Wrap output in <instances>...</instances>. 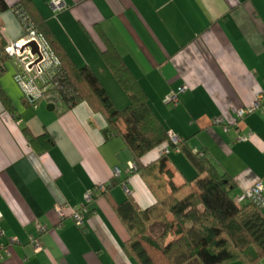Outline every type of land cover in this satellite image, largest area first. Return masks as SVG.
<instances>
[{
	"label": "crops",
	"instance_id": "1",
	"mask_svg": "<svg viewBox=\"0 0 264 264\" xmlns=\"http://www.w3.org/2000/svg\"><path fill=\"white\" fill-rule=\"evenodd\" d=\"M3 1L8 9L0 12V29L9 43L23 35L12 10L19 0ZM50 1L31 0L72 62L92 70L118 110L129 101L101 59L104 37L168 132L233 179V199L264 178L263 113L233 124L236 112L259 96L264 104V0H63L67 8L58 14ZM182 86L187 90L179 103L165 104ZM0 87L12 108L8 112L0 101V264H136L123 252L129 235L112 203L131 197L145 210L155 199L130 168L135 163L122 140L105 135L104 121L85 103L53 111L43 102L29 107L11 65ZM217 119L221 124H214ZM23 128L33 137L47 134L53 145L34 149ZM119 128L124 131V124ZM236 129L250 133L249 140L237 142ZM160 152L152 150L141 164ZM167 158L168 191L196 177L182 153ZM113 178L120 184L94 196L83 229L70 219L59 223L55 205L78 208L87 191ZM37 225L46 230L40 234Z\"/></svg>",
	"mask_w": 264,
	"mask_h": 264
},
{
	"label": "trees",
	"instance_id": "2",
	"mask_svg": "<svg viewBox=\"0 0 264 264\" xmlns=\"http://www.w3.org/2000/svg\"><path fill=\"white\" fill-rule=\"evenodd\" d=\"M7 9L4 1L0 0V12ZM12 10L14 14L21 10L28 17L59 59L61 67L55 80L62 105L72 108L85 103L93 114L102 118L107 134L122 140L134 160L135 171L155 199V203L145 210H141L131 197L121 203H112L129 235V240L122 247L127 257L136 264H228L236 261L258 264L264 260V216L261 209L252 203L237 207L230 196L235 188L233 179L226 173H220L204 153H192L182 139L179 152L193 166L196 177L179 188L171 187L170 191L164 172L171 152L168 155L160 152L157 160L141 164L140 160L152 150L161 148L162 151L171 147L168 130L105 37V50L100 55L128 98L129 103L122 110L115 107L89 67H78L72 62L31 0H19ZM16 18L20 23L18 15ZM6 45L0 29V78L9 65V58L4 54ZM0 101L8 112L12 111L1 87ZM37 104L27 102L31 108ZM120 123L124 124V131L120 130ZM22 133L36 150H45L53 145L47 134L33 137L27 128H23ZM118 184V180L111 179L101 194L108 195L110 189ZM88 211L90 213L89 206ZM169 215L170 220L167 219ZM156 228L158 234H152ZM169 236L172 240L165 243Z\"/></svg>",
	"mask_w": 264,
	"mask_h": 264
},
{
	"label": "built area",
	"instance_id": "3",
	"mask_svg": "<svg viewBox=\"0 0 264 264\" xmlns=\"http://www.w3.org/2000/svg\"><path fill=\"white\" fill-rule=\"evenodd\" d=\"M50 7L54 14H58L67 8L63 0H51ZM16 15L19 17L23 35L20 39L7 43L4 48V54L9 58V65L13 68V81L28 103L43 102L52 106L54 110L58 109L62 105V100L58 94L59 87L55 78L61 67L60 61L45 38L34 28L28 17L21 10L16 11ZM31 45L36 48V53H32ZM186 90V86L179 87L176 91L166 96L164 103L176 106ZM257 110H260L264 115L262 96H259L248 107L236 112L233 120L234 127L243 121L246 115ZM221 122L220 119H217L214 124H221ZM223 130L224 132L229 131L227 127H224ZM236 133L235 140L237 142H245L251 136L250 133L241 135L237 129ZM168 137L171 147L163 149L161 151L162 155H168L170 152H179L178 146L182 143V138L170 132H168ZM130 168L135 169L134 166H130ZM104 191V186H95L90 189L85 193L83 203L78 208L70 207L65 203L55 205L54 213L59 223L65 219H70L76 227L83 229L84 219L89 214L88 206L91 204L93 196ZM233 201L237 207L252 203L262 209L264 207V178L258 180L252 187L235 197ZM37 230L41 234L46 229L37 225ZM11 242L16 241L12 239ZM34 248L35 250L39 249L38 245H35ZM3 251L8 254V246L4 247ZM2 258L3 256L0 252V260Z\"/></svg>",
	"mask_w": 264,
	"mask_h": 264
},
{
	"label": "rangeland",
	"instance_id": "4",
	"mask_svg": "<svg viewBox=\"0 0 264 264\" xmlns=\"http://www.w3.org/2000/svg\"><path fill=\"white\" fill-rule=\"evenodd\" d=\"M167 105H169V104H167ZM172 106H173V105H172ZM167 219L170 220V219H172V218H171V216L169 215V216H167ZM157 232H158V228L154 229L152 234H155V235H156V234H158ZM170 240H172V237H171V236H169V237L165 240V243H167V242L170 241Z\"/></svg>",
	"mask_w": 264,
	"mask_h": 264
},
{
	"label": "water",
	"instance_id": "5",
	"mask_svg": "<svg viewBox=\"0 0 264 264\" xmlns=\"http://www.w3.org/2000/svg\"><path fill=\"white\" fill-rule=\"evenodd\" d=\"M31 47H32V53H36V48L33 45H31ZM47 109L49 111H53L54 110L52 106H48ZM104 134L106 135L107 131H105Z\"/></svg>",
	"mask_w": 264,
	"mask_h": 264
}]
</instances>
